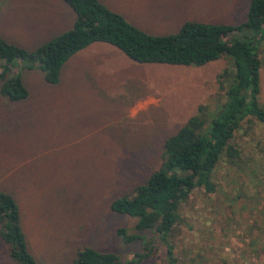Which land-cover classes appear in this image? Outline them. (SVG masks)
I'll use <instances>...</instances> for the list:
<instances>
[{
	"label": "rangeland",
	"instance_id": "rangeland-1",
	"mask_svg": "<svg viewBox=\"0 0 264 264\" xmlns=\"http://www.w3.org/2000/svg\"><path fill=\"white\" fill-rule=\"evenodd\" d=\"M99 1L150 35L174 33L186 21L240 24L249 2ZM72 22L62 0H0V36L28 51ZM257 53L264 109V40ZM224 72L231 73L225 56L200 67L138 64L105 44L66 61L56 84H45L37 66L18 63L12 73L28 96L0 97V190L16 199L33 256L70 264L83 247L140 251L141 242L115 236L118 228L133 233L134 220L112 214L108 203L158 167L163 139L198 106L213 105ZM232 144L239 158L216 166L214 193L194 191L179 207L169 238L173 264H264V125L248 118ZM0 264H12L1 242ZM142 264H167L164 248L158 244Z\"/></svg>",
	"mask_w": 264,
	"mask_h": 264
},
{
	"label": "trees",
	"instance_id": "trees-1",
	"mask_svg": "<svg viewBox=\"0 0 264 264\" xmlns=\"http://www.w3.org/2000/svg\"><path fill=\"white\" fill-rule=\"evenodd\" d=\"M73 14L70 28L33 50L0 36V97L23 101L28 91L12 69L23 63L37 66L45 84H56L63 64L92 44L115 48L138 64L200 67L225 56L231 73L216 77L213 105H200L194 115L161 144L159 165L142 183L114 197L108 210L134 220L133 233L115 229L124 244L141 242V250L124 256L91 247L78 249L70 264H142L164 248L167 264H173L170 235L179 222V207L197 190L212 194L216 166L235 162L239 151L232 144L240 124L248 118L264 125V109L258 106V48L264 40V0H249L245 20L237 25L186 21L174 33L150 35L132 26L99 0H62ZM241 34L240 37L234 35ZM226 76V77H225ZM16 199L0 190V242L12 264H42L28 248ZM146 234L150 236H146Z\"/></svg>",
	"mask_w": 264,
	"mask_h": 264
},
{
	"label": "crops",
	"instance_id": "crops-1",
	"mask_svg": "<svg viewBox=\"0 0 264 264\" xmlns=\"http://www.w3.org/2000/svg\"><path fill=\"white\" fill-rule=\"evenodd\" d=\"M92 45H93V44H92ZM85 50H86V49H85ZM79 53H80V52H79ZM77 54H78V53H77ZM77 54H76V55H77Z\"/></svg>",
	"mask_w": 264,
	"mask_h": 264
}]
</instances>
